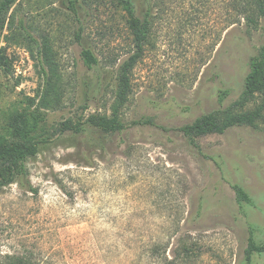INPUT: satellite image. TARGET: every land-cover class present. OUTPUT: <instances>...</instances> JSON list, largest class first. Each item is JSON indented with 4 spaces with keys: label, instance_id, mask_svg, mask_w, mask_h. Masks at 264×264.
<instances>
[{
    "label": "rangeland",
    "instance_id": "rangeland-1",
    "mask_svg": "<svg viewBox=\"0 0 264 264\" xmlns=\"http://www.w3.org/2000/svg\"><path fill=\"white\" fill-rule=\"evenodd\" d=\"M77 1L78 14L68 0H18L9 11L12 28L0 29V49L13 59L12 72L0 65L4 111L39 98L46 74L37 42H46L62 94L48 110L51 129L110 114L118 68L135 51L128 17L113 0ZM151 3L124 118L156 124L113 135L104 150L69 132L42 144L26 162L24 185H0V264L14 255L35 264H264V252L251 263L245 255L251 231L264 242V122L201 136L199 149L178 130L204 113L223 115L240 98L264 18L249 27L237 0ZM85 47L99 59L93 68ZM263 97L234 111L253 110ZM234 184L254 204L239 203ZM183 243L199 253L180 263Z\"/></svg>",
    "mask_w": 264,
    "mask_h": 264
},
{
    "label": "trees",
    "instance_id": "trees-1",
    "mask_svg": "<svg viewBox=\"0 0 264 264\" xmlns=\"http://www.w3.org/2000/svg\"><path fill=\"white\" fill-rule=\"evenodd\" d=\"M18 0H0V29L11 27L14 22L16 10L8 16L9 11ZM69 8L75 14L79 13L78 1L68 0ZM127 15L128 26L133 36L135 51L119 66L116 75L114 98L110 104V114L90 113L78 118H69L61 121L58 127L51 129L48 120V110L54 109L62 102L61 85L58 82L57 72L48 58V45L46 42L38 43V51L45 53L44 73L46 80L38 97H29L30 104L22 110L11 109L4 111L1 107L0 91V185L19 182L24 185L28 176L26 162L35 157L41 150L42 144L58 135L70 133L82 139L86 136L89 142L99 149H105L108 138L121 134L135 125H154L152 117L142 116L127 122L124 118V108L132 93L131 73L136 63L142 58L144 47L149 40L152 27L151 0H113ZM239 1L242 17L247 20L249 27L259 25L258 18H264V0H237ZM79 19V18H78ZM8 20V22H7ZM241 20V19H240ZM237 21H234V23ZM80 39V35H77ZM85 64L93 68L99 64L98 57L91 48L85 47L82 51ZM0 65L6 72H12L13 59L6 53L5 48L0 49ZM49 66L46 68L45 66ZM249 71L244 79L241 96L230 107L223 111H210L197 117L193 122L178 127L188 142L199 149L198 138L212 133H224L227 129L237 125H250L258 128V121L264 122V97L261 103L253 110L235 112L234 109H243L257 93L264 95V42L257 54L249 59ZM56 78V79H55ZM230 94L228 89L219 93V103L224 104ZM87 100V99H86ZM239 203L254 201L246 189L240 184L233 185ZM32 190H34L32 188ZM264 252V242L257 240L251 231L248 246L245 249L246 260L251 263L255 254ZM199 253L195 243H183L174 259L180 263L188 262ZM1 264H35L32 259L25 256L14 255Z\"/></svg>",
    "mask_w": 264,
    "mask_h": 264
}]
</instances>
